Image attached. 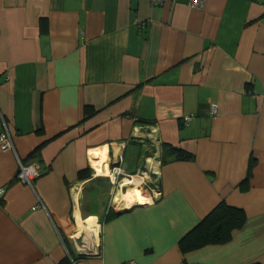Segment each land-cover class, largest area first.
<instances>
[{
	"label": "crops",
	"instance_id": "obj_1",
	"mask_svg": "<svg viewBox=\"0 0 264 264\" xmlns=\"http://www.w3.org/2000/svg\"><path fill=\"white\" fill-rule=\"evenodd\" d=\"M3 121L0 264H264V0H0ZM146 159L159 192L111 199ZM221 200L242 226L180 251Z\"/></svg>",
	"mask_w": 264,
	"mask_h": 264
},
{
	"label": "trees",
	"instance_id": "obj_2",
	"mask_svg": "<svg viewBox=\"0 0 264 264\" xmlns=\"http://www.w3.org/2000/svg\"><path fill=\"white\" fill-rule=\"evenodd\" d=\"M88 111V108H86ZM174 149V148H172ZM179 157H188V153L177 151ZM78 177H86L85 170L78 172ZM245 213L242 209L219 201L197 224L178 240L182 252L197 249L209 244L225 243L232 237L233 231L242 226Z\"/></svg>",
	"mask_w": 264,
	"mask_h": 264
},
{
	"label": "built area",
	"instance_id": "obj_3",
	"mask_svg": "<svg viewBox=\"0 0 264 264\" xmlns=\"http://www.w3.org/2000/svg\"><path fill=\"white\" fill-rule=\"evenodd\" d=\"M151 4H162L167 0H148ZM169 1H176V0H169ZM205 0H188V4L195 8H202L204 6ZM192 117V115H187L184 117V121L188 122L189 119ZM0 148L2 150H14V143L12 140V137L8 131V128L6 126L5 121H3V128L0 130ZM18 170L16 172V179L22 184L32 186L35 179L42 174L44 169L41 167V165L36 161H23L21 159H18ZM124 172V170L120 166L114 167V173H120ZM127 175V174H126ZM133 176V175H128ZM155 192H159V184L156 182L154 184ZM130 264L134 263L133 260L129 261Z\"/></svg>",
	"mask_w": 264,
	"mask_h": 264
},
{
	"label": "rangeland",
	"instance_id": "obj_4",
	"mask_svg": "<svg viewBox=\"0 0 264 264\" xmlns=\"http://www.w3.org/2000/svg\"><path fill=\"white\" fill-rule=\"evenodd\" d=\"M152 166L153 163L149 161V159H146L145 161V167L147 168L146 172L140 170L136 174V176H128L123 172H120L119 174L114 173V175H111L110 178L113 181V184L109 181V179H107L106 181V183L109 182L110 189L113 192L110 194L109 197H111L112 199L120 191L124 193L129 188H133V190L138 189L143 194L145 193L142 190H147L150 193L155 194L154 184H156V182H158L159 179L157 173L155 172V168H153Z\"/></svg>",
	"mask_w": 264,
	"mask_h": 264
},
{
	"label": "bare ground",
	"instance_id": "obj_5",
	"mask_svg": "<svg viewBox=\"0 0 264 264\" xmlns=\"http://www.w3.org/2000/svg\"><path fill=\"white\" fill-rule=\"evenodd\" d=\"M96 162V161H95ZM94 162V166L96 167L97 171L101 170V162L98 161L97 163ZM93 163V162H92ZM126 191V190H125ZM120 196V195H119ZM124 202L129 203L130 200L134 198L133 188H129L126 192L122 194ZM119 203V202H118ZM129 205V204H128Z\"/></svg>",
	"mask_w": 264,
	"mask_h": 264
}]
</instances>
